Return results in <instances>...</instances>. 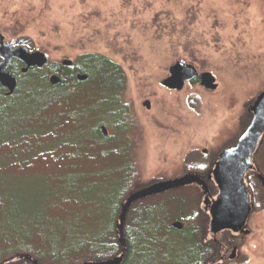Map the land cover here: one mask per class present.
<instances>
[{"label": "rangeland", "instance_id": "obj_1", "mask_svg": "<svg viewBox=\"0 0 264 264\" xmlns=\"http://www.w3.org/2000/svg\"><path fill=\"white\" fill-rule=\"evenodd\" d=\"M0 33L8 42L24 40L46 55L44 69L57 68L64 59L79 63L78 57L85 54L102 55L122 68V125L128 129L123 138L145 182L186 175L183 163L190 153L218 156L233 147L251 121L249 108L264 91V0H0ZM177 62L211 74L217 89L205 90L197 81L179 92L162 88L160 82ZM77 92L79 98H97L90 85ZM98 119L97 133L104 126L109 136L118 137L120 130L102 124L108 115L101 108L89 117V124ZM244 120L247 125L241 128ZM107 149L116 145H100L98 151ZM4 152L1 149L0 156ZM255 153L253 167L256 157L264 176V146ZM97 158L100 169L104 160ZM112 160L115 167L124 163L117 156ZM79 168L90 173L93 167L82 160ZM35 181L0 173V221H5V196L19 197L23 204L34 202L26 196L38 193ZM193 187L148 199L163 200V216L170 223L189 216L195 202L207 213L201 190L198 201ZM32 213L35 217V210ZM249 220L255 237L243 246L245 258L231 264H264V210L251 213Z\"/></svg>", "mask_w": 264, "mask_h": 264}, {"label": "trees", "instance_id": "obj_2", "mask_svg": "<svg viewBox=\"0 0 264 264\" xmlns=\"http://www.w3.org/2000/svg\"><path fill=\"white\" fill-rule=\"evenodd\" d=\"M16 44L32 49L24 40ZM78 61L76 68L88 77L83 85L60 75L56 66L33 68L26 75L12 66L9 71L17 80L15 92L6 98L0 89V150L5 151L0 156V173L38 180L34 182L38 193L26 196L34 202L23 204L19 197L5 196L0 264H80L122 254L121 264H207L215 257V249L206 241L208 217L197 202L189 216L174 221L183 224L182 230L176 231L170 227L174 222L163 216V200H141L129 209L119 235L118 217L124 199L155 181L141 179L133 152L123 138L128 133L122 125L124 71L102 55L85 54ZM49 74L59 77L60 83L50 85ZM86 85L95 89L97 98L78 97L77 91ZM98 108L108 115V122L102 124L120 130L118 137L103 139L97 133L100 119L89 124V117ZM247 122H240V127ZM112 144L116 149L98 151L100 145ZM262 146L264 136L258 150ZM98 156L104 160L100 169L96 167ZM114 156L124 163L115 167ZM216 157L206 152L190 153L184 158L183 172L206 176ZM82 160L92 165L90 173L80 170ZM254 162L255 169L247 173L245 181L252 191L255 212H261L264 187L259 176H264L258 171L261 163L256 157ZM38 169H42L40 173L34 171ZM24 183L30 185L31 181ZM194 187L199 201V187ZM34 210L36 216L32 217Z\"/></svg>", "mask_w": 264, "mask_h": 264}, {"label": "water", "instance_id": "obj_3", "mask_svg": "<svg viewBox=\"0 0 264 264\" xmlns=\"http://www.w3.org/2000/svg\"><path fill=\"white\" fill-rule=\"evenodd\" d=\"M4 38L0 34V89L4 90V97L13 95L17 86V80L9 71L12 60H17L23 64L21 74H26L28 70L36 68L42 69L47 63L46 55L41 52H29L25 47L13 48V43H4ZM63 66L72 67L70 61H64ZM78 82L88 79L86 75H78ZM193 80L199 82V86L205 90L215 91L217 85L214 77L209 73H197L190 65L180 62L175 63L168 70V76L160 82V86L170 91H181L186 83ZM49 84L56 86L60 83L57 76L49 78ZM148 110V101L143 103ZM252 118L246 129L237 139L233 147L221 152L215 161L213 168L207 175L208 181H212L218 194L208 208L210 217V231L217 234L223 231L237 233L241 231L251 213L252 205L250 195L245 185V176L254 170L252 156L257 151L261 138L264 136V91L260 93L249 108ZM99 135L106 138L108 133L104 126L98 128ZM200 186L203 195L208 192L204 180L196 174H186L180 178L169 181H159L144 187L126 197L121 205L118 217V233L121 236L126 215L131 206L141 200L164 194L166 192L187 186ZM207 199L203 201V206H207ZM176 231H181L183 224L174 222L170 225ZM123 254L117 258L107 261L83 262L80 264H121ZM20 258V257H19ZM34 264H36L34 262Z\"/></svg>", "mask_w": 264, "mask_h": 264}, {"label": "flooded vegetation", "instance_id": "obj_4", "mask_svg": "<svg viewBox=\"0 0 264 264\" xmlns=\"http://www.w3.org/2000/svg\"><path fill=\"white\" fill-rule=\"evenodd\" d=\"M1 36H3V35L1 34ZM3 38H4V41H3L4 43H10V42L5 40L4 36H3ZM16 42H17V39L11 41V43H13V48L24 47V46L17 45ZM34 51H36V49L29 50V52H34ZM64 61H67V60H65V59L62 60L61 64L58 65L59 71L61 73H65L66 77H72L77 85L85 84L88 79L86 81H84V82H78L77 79H76V77L78 75H84L80 71H78V69L76 68V62L75 63L72 62V67H69V66H63L62 65ZM12 66H14L16 69L18 68V71L21 74V69H23V67H24L21 62H19L17 60H12V62L10 64V67H12ZM28 71H27V73H28ZM26 74H24V75H26ZM53 75L54 74H49L48 75V80ZM196 81L197 80H193L191 82H196ZM191 82H189V83H191ZM198 84H199V82H198ZM218 156L216 157V160H217ZM207 175L201 177L204 180V182H205V184L207 186V189H208V192L205 195H203V191H202L200 186L194 185V186H197V188L199 187V189L201 190L202 196H204V200L207 199L206 200L207 201V206L204 207V209L207 211L206 214H207V217H208V223H207L206 231H205L206 241L209 242V244L213 245L214 249H215V257H213V259H211L207 264H231V263H237L241 259H244L245 256H246L244 254V252H243V246L246 244V242L249 239L254 238L255 234H256L253 231V229L249 226V221H250L249 217H250L251 213H255V214L257 213V212H255L254 207H253L251 188H250L248 182L244 181L245 185L247 187L248 193L250 195V202H251V205H252L251 213H250V215L247 218V221L245 223L244 228L241 231L237 232V233H233V232H230V231H223V232H219L217 234H213L210 231V217H209V214H208V208H209L211 202L216 198V196L218 194V191H217L215 185L213 184V182L212 181H208ZM260 185L262 187H264V181H260ZM212 195H214V197ZM205 196H206V198H205Z\"/></svg>", "mask_w": 264, "mask_h": 264}]
</instances>
